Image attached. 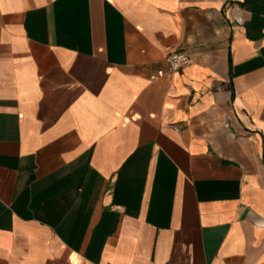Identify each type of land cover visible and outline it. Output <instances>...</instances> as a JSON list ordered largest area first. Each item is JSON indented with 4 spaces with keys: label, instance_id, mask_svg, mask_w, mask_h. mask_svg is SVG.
Instances as JSON below:
<instances>
[{
    "label": "crops",
    "instance_id": "obj_1",
    "mask_svg": "<svg viewBox=\"0 0 264 264\" xmlns=\"http://www.w3.org/2000/svg\"><path fill=\"white\" fill-rule=\"evenodd\" d=\"M0 264H264V0H0Z\"/></svg>",
    "mask_w": 264,
    "mask_h": 264
},
{
    "label": "built area",
    "instance_id": "obj_2",
    "mask_svg": "<svg viewBox=\"0 0 264 264\" xmlns=\"http://www.w3.org/2000/svg\"><path fill=\"white\" fill-rule=\"evenodd\" d=\"M165 63L169 72H177L190 64V57L185 53L173 52L166 56ZM165 72L161 69L155 71L150 77V80L162 78Z\"/></svg>",
    "mask_w": 264,
    "mask_h": 264
}]
</instances>
